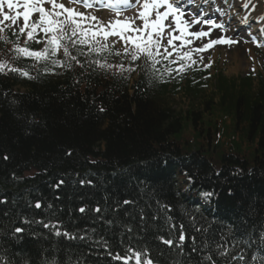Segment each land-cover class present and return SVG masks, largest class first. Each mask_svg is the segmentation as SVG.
I'll list each match as a JSON object with an SVG mask.
<instances>
[{
  "label": "trees",
  "instance_id": "trees-1",
  "mask_svg": "<svg viewBox=\"0 0 264 264\" xmlns=\"http://www.w3.org/2000/svg\"><path fill=\"white\" fill-rule=\"evenodd\" d=\"M69 49L80 63L50 76L0 75V264H120L106 249L130 248L155 264L264 262V68L256 80L217 75L211 98L186 83L204 99L180 111L166 102L179 86L142 74L129 87L100 67L106 53ZM202 192L215 197L206 213L192 205ZM51 220L75 239L54 238Z\"/></svg>",
  "mask_w": 264,
  "mask_h": 264
},
{
  "label": "snow or ice",
  "instance_id": "snow-or-ice-1",
  "mask_svg": "<svg viewBox=\"0 0 264 264\" xmlns=\"http://www.w3.org/2000/svg\"><path fill=\"white\" fill-rule=\"evenodd\" d=\"M22 2L24 11L20 13L16 12L15 15H7L3 9L6 5L9 10L16 9ZM227 5V9H221L217 7L216 11L221 17L220 22H217L216 18H206L209 14L204 11L200 3L197 0H135V3L140 6L142 10L138 12V17L141 20V24L136 25L134 22L116 20L114 23L109 22L105 25L102 21H98L95 16H89L87 13H81L71 6H66L63 2L58 0H0V24L6 21H10L12 25H15L17 19L22 15L24 25L20 27L19 34L13 32V35H26L24 47L17 46L16 51L23 55L25 58L35 59L37 63L41 61L49 62L53 67H67L71 68V63L67 61H60L58 59H52L57 56L62 50L63 55L71 61L80 63L76 55H72L69 49V44L75 49L78 55L90 56L94 51H102L105 48L111 50L117 43L123 42V52L117 51L116 55H124L130 57L132 62H135L142 57L150 62L148 65L153 70V75L159 72L155 65L161 63V60L168 61V65H165V72L168 75H172L173 72L177 74L185 71L186 68L197 64V60L193 59V53L200 54L210 48L220 44H232L238 43L224 35L229 29L232 16L230 13L235 14L234 8L228 4V0H222ZM69 5L80 4L85 8H90L93 3L106 5L110 9H115L117 13L122 10L129 9L133 6L131 0H68ZM203 4L215 3V0H202ZM48 4L51 6L50 10H47L43 5ZM122 6V7H119ZM251 5L244 3L245 9ZM196 8V11L192 9ZM256 11V9H253ZM39 13V20L29 23L31 13ZM188 19H185V18ZM226 18V19H225ZM92 20L95 23L94 27H88L84 21ZM250 15L241 17V20L247 22L251 20ZM257 23L264 24V15H262ZM195 25H201V30H191ZM204 26H207V31L203 30ZM215 29L221 30V35L215 39H212V33ZM5 29L0 27V33H3ZM38 32L44 33V39H38ZM260 33H264V28L259 29ZM103 36L104 43L100 45V49H96L94 46H89L88 51H82L84 46L89 45L90 40H94L98 36ZM168 36L167 46L163 44V39ZM110 37H118L116 39H109ZM6 38L0 36V40ZM31 40L34 43H43L44 47L41 50H33L27 46V42ZM207 40V43H203ZM255 40V38H254ZM180 41L179 45L174 43ZM196 41H201L202 46L193 47ZM79 46V47H78ZM259 47H264V44H258ZM169 47L172 51H169ZM187 48V50L181 51V49ZM163 49V50H161ZM176 54L175 59H170L173 54ZM157 57H160L158 60ZM203 62V57H200V63ZM95 63V61H93ZM178 64V67L173 69L169 65ZM83 67V64H80ZM101 67H111L110 65H100ZM210 65L205 64L204 68L207 69ZM5 67L4 64H0V71ZM118 67L123 68V65ZM133 71L134 69H127ZM11 71L16 72L17 69L13 68ZM51 71V69H48ZM252 71H255L253 69ZM27 76L28 74L21 73ZM163 75V73L161 74ZM31 78V77H29ZM103 111V109H101ZM70 154V153H69ZM4 159H8L7 156ZM166 163V162H165ZM64 183L63 180L59 181L55 186L58 188ZM84 181H81L83 184ZM89 183H91L89 181ZM205 196L210 195L204 193ZM6 201L0 200V203ZM124 204H129L130 201L125 200ZM36 208H40V202H36ZM81 213L85 212V208L79 209ZM96 212H100V208L95 209ZM45 228L50 227L48 224L43 225ZM51 227H55L52 225ZM131 231V229H129ZM23 229L16 227L14 233H22ZM57 236L64 235L69 239H75L69 233H61L57 231ZM84 239V237H81ZM161 242L169 247L174 245V241L171 239L160 238ZM186 239V235L181 226V232L179 235L180 244L177 247H182L183 242ZM106 251L110 250L106 249ZM131 255L120 256L119 254L112 257L113 259L120 261V264H129L134 260V264H154L150 258V254L147 249L144 251H136L134 249H128ZM225 255L226 252H222ZM210 259V257H209Z\"/></svg>",
  "mask_w": 264,
  "mask_h": 264
},
{
  "label": "rangeland",
  "instance_id": "rangeland-1",
  "mask_svg": "<svg viewBox=\"0 0 264 264\" xmlns=\"http://www.w3.org/2000/svg\"><path fill=\"white\" fill-rule=\"evenodd\" d=\"M132 1L134 2V0H132ZM140 3L142 4L143 0H140ZM257 9H259L258 6H257ZM76 10L81 12V13H87L89 16L97 17L98 21H102L105 25H107L109 22L114 23L118 19L120 21H125L127 19L129 22H134L136 25L141 24V20L139 18H137L138 12L140 10H142L139 5H135V6L131 7L130 9H127V10H122L119 13L112 11V10H108V9H100V10H95L93 12H82L79 9H76ZM3 11L5 14L11 16V15H15L17 11L20 12V9L16 8L13 10H9L8 8H6L4 6ZM255 12L256 11H253L252 14H254ZM263 15H264V13H263ZM88 22H90L91 26H94L95 23H97V22H94V24H93L92 20H90V19L84 21L85 24H87ZM10 24H11L10 21H6L3 24H0V26H7V25L12 26ZM15 24L19 25L20 27H23V25H24V23L20 17L17 19ZM40 33H42V32H40ZM40 33L37 34V37H39L42 34L44 35V33H42V34H40ZM23 36H26V35H23ZM100 37H103V36L101 35ZM98 38L99 37H96L95 39L98 40ZM111 39L118 40V37H112V38H110V40ZM167 39H168V36H165L163 39V44L165 46H167ZM203 43H207V41L204 40ZM116 46H118V48L120 50H123L122 49L123 48V42L117 43ZM200 46H202L201 41H196L195 44L193 45V47H200ZM247 48L248 47H246L243 44H235V45H230V46L226 45L225 47H221L218 51H215L213 53L210 52V50H207V51L200 53L198 55L193 53V59L197 60V64H194L192 66H196L197 69H199V70H206L204 68V65L205 64L210 65L207 68V69H210V73L207 77V83L209 85L211 84V81L213 80L212 76H214L217 72H222V74L228 78L229 77H237V76L243 77L247 74H253V75L258 74L261 72L260 65L263 64V60H260V56H261L260 48H254V47L248 48L251 50V52L254 53V56L256 54L259 55V56L255 57L254 62L251 60L253 58H250L249 55L244 54V53H246L245 50H247ZM161 50H163V49H161ZM168 50L172 51V49L170 47ZM184 50H187V48L181 49V51H184ZM235 54H238V55L244 54V57L241 59V61H238V63H241V65H242L241 68H237L236 67L237 62L236 63L233 62V56ZM200 57H203L202 63H200ZM175 58H176V54L174 53L173 57H171L170 59H175ZM175 65L177 68L178 64H175ZM253 69H255V71H252ZM174 104L176 105V109L181 111L182 109L185 110V104L187 105V102H186V100L181 98V99H176ZM194 106H196V105H194ZM186 133L184 134L186 136H188V134H191V128Z\"/></svg>",
  "mask_w": 264,
  "mask_h": 264
},
{
  "label": "bare ground",
  "instance_id": "bare-ground-1",
  "mask_svg": "<svg viewBox=\"0 0 264 264\" xmlns=\"http://www.w3.org/2000/svg\"><path fill=\"white\" fill-rule=\"evenodd\" d=\"M235 14H237L236 15V20H238L239 18L241 19V17H244V12H242L241 10H239L238 12L235 10ZM244 54L243 55L235 54L233 56V62H235V63L237 62L236 63V67L237 68H241L242 67L241 63H238V61H241V59L244 57ZM250 57L253 58V54H252L251 51H250ZM176 170H177L176 168L172 169V173L171 174H176Z\"/></svg>",
  "mask_w": 264,
  "mask_h": 264
}]
</instances>
